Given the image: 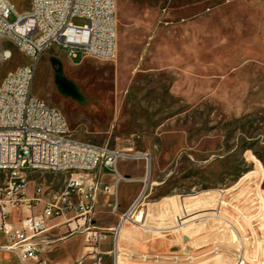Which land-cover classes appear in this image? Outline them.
<instances>
[{
    "label": "rangeland",
    "instance_id": "374dc122",
    "mask_svg": "<svg viewBox=\"0 0 264 264\" xmlns=\"http://www.w3.org/2000/svg\"><path fill=\"white\" fill-rule=\"evenodd\" d=\"M14 2L20 11L29 8V0ZM117 22L113 59L77 62L52 46L38 63L33 92L64 114L74 137L123 152L121 173L135 176L136 160L143 162L149 186L136 219L124 225L120 264H235L242 239L248 264H264V0H117ZM28 62L0 37V84ZM145 153L148 172L138 157ZM67 177L29 174L54 189ZM126 186L128 195L138 188ZM107 197L92 212L95 225L118 221L115 198ZM159 202L162 214L154 205L157 217L149 219L148 205ZM251 208L258 210L252 222ZM19 217L25 212L14 213ZM59 231L52 238L72 229ZM113 242L108 233L100 249ZM0 264L15 258L0 252Z\"/></svg>",
    "mask_w": 264,
    "mask_h": 264
},
{
    "label": "built area",
    "instance_id": "2783aa9c",
    "mask_svg": "<svg viewBox=\"0 0 264 264\" xmlns=\"http://www.w3.org/2000/svg\"><path fill=\"white\" fill-rule=\"evenodd\" d=\"M76 17L84 18L86 23L74 24L72 19ZM0 37L29 58L27 64L8 73L0 84V252L11 253L15 264H59L42 256L37 239L52 228V219L74 212L77 223L70 226L71 233L85 234V253L77 264H84V260L89 264H119L118 228L136 219L149 181L144 179L145 188L121 215L117 227L98 228L92 222L95 202L104 193L115 198L117 208L119 183L123 179L118 162L126 155L108 145L74 137L64 114L33 92L38 63L52 46L64 48L70 59L80 58L77 62L86 57L109 60L116 56L117 0H29V8L24 11L14 0H0ZM11 56L4 53L5 59ZM142 158L148 171L151 155L145 153ZM105 168L117 176L112 186L98 177L99 170ZM35 171L61 172L68 177L60 189L35 183L28 193L29 174ZM40 204L42 210L34 213ZM154 205L159 215L163 212L161 202L149 204V219L157 217L153 214ZM21 211L25 217L14 219V213ZM219 219L232 225L225 218ZM108 233L114 234L113 247L103 252L100 242ZM245 244L242 239L235 264H248Z\"/></svg>",
    "mask_w": 264,
    "mask_h": 264
},
{
    "label": "crops",
    "instance_id": "0c3cea01",
    "mask_svg": "<svg viewBox=\"0 0 264 264\" xmlns=\"http://www.w3.org/2000/svg\"><path fill=\"white\" fill-rule=\"evenodd\" d=\"M136 161L139 162V167H140V171L137 173V175L132 176L128 173H124V172L121 173L118 170L120 175L123 177V179L120 180L119 188H118V199H117V208H116L118 210V214L116 215L117 216L116 218H118V221H117L116 225H118V223L121 219V215L130 207V205L134 202V200L140 195V193L143 190V184H144V182H142V181H144L143 180L144 179V177H143V162L139 161V160H136ZM150 169H151V165H150ZM99 174H100V177H99L100 180L106 184L111 185V186L117 180V176L111 170H109L107 168H105L101 171L99 170ZM30 183L32 184V186L30 188H28V193L32 192L33 187L35 185L33 181H31ZM123 183H135V184H138V188L135 190L134 194L130 193V195H128L127 186H126V188L125 187H123V189L121 188V185ZM102 194L107 195L104 193L99 194V198L95 202L94 209L98 206L99 199L103 196ZM191 196H192L191 197L192 201H195L194 198L199 197V194L191 195ZM214 196H215V194H214ZM110 197L111 196L108 195L107 200L110 199ZM179 197L180 196H178V198ZM187 200H189V199H187ZM183 202H184V198L181 199L182 209L184 208ZM42 208H43V204L38 205L35 208L34 213L40 212L42 210ZM164 212H166V211H164ZM251 212H254L251 215V217H254L257 215L258 210L256 208H251ZM257 218L258 217H254L250 221L251 222L256 221V220H258ZM76 223H77V218L75 217L74 212H70V213L66 214L65 217H63V218L59 217V218L52 219L50 221V226H52V228L47 233H45L44 235H42L41 237H39L37 239V241L39 242L40 247H41V254L45 259L49 260L50 262L59 263V264H77L79 261L82 260L83 255L85 253V249H84L85 234L84 233H77V234L76 233H70L67 236L60 237L57 239L52 238V236L58 235V233H60V231H59L60 228L73 226ZM114 224L115 223L113 222L112 225H110V226H106V225L105 226L96 225V226L98 228H115L116 225H114ZM55 231H57L58 233H55ZM76 237L79 238V242H78L79 245L76 241H74V238H76ZM2 240H3V237L0 236V241H2ZM122 243H123V239L120 237V245ZM76 244H77V248H76L75 252H73L72 254H69L68 253L69 249H71ZM57 250H60L63 254L57 255V253H56ZM15 263H16V260H15ZM84 264H89V262L87 260H84Z\"/></svg>",
    "mask_w": 264,
    "mask_h": 264
},
{
    "label": "bare ground",
    "instance_id": "6f19581e",
    "mask_svg": "<svg viewBox=\"0 0 264 264\" xmlns=\"http://www.w3.org/2000/svg\"><path fill=\"white\" fill-rule=\"evenodd\" d=\"M10 53H11V52L7 51V52H6V55H7V56L10 55ZM138 157H141V158H142V155H141V156H138ZM149 170H150V168H149ZM149 170H148V171H149ZM148 179H149V178H147V179H145V180L148 182ZM145 180H144V181H145ZM113 206H114V208H116V204H113ZM124 225H125V224H124ZM124 225H123L122 227H119V228H118V234H119L118 242H119L120 250H121L120 237H121V234H122V231H123ZM119 264H120V255H119Z\"/></svg>",
    "mask_w": 264,
    "mask_h": 264
}]
</instances>
